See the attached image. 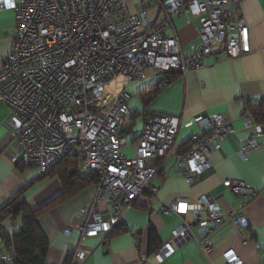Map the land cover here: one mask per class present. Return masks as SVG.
Wrapping results in <instances>:
<instances>
[{
    "label": "built area",
    "instance_id": "2783aa9c",
    "mask_svg": "<svg viewBox=\"0 0 264 264\" xmlns=\"http://www.w3.org/2000/svg\"><path fill=\"white\" fill-rule=\"evenodd\" d=\"M242 2L158 0L159 16L151 21L147 8L132 15L123 0H0V11L9 9L16 19L0 72V100L11 108L9 123L20 152L18 162L44 173L76 153L82 165L96 173V207L82 228L85 236L109 234L142 196L155 193L152 184L160 167L152 162L170 156L181 127L179 117L146 114L130 155L125 126L132 114L124 83L142 80L147 70L186 75L198 70L217 46H223L229 59L250 53L249 26L236 17ZM182 14H192L201 22V43L189 56L183 54L176 34L165 36ZM119 79L121 83L115 85ZM167 83L165 78L160 84ZM196 122L200 137L194 140L195 149L178 164L190 184L196 181L192 173L200 176L211 167L210 145L221 149L232 131L223 115L206 114ZM243 123L246 128L253 126L249 117ZM262 134L264 126H258L243 143L237 153L243 163L261 148ZM224 185L232 195L256 196L240 182L228 180ZM101 201L106 204L103 211L97 208ZM87 211L82 208L81 214ZM162 213L178 215L182 221L174 237L197 239L205 253L213 249L211 235L226 219L212 197L201 198L197 205L178 198L164 205ZM189 213L191 222L185 220ZM230 220L239 230L248 226L242 213H232ZM13 236L0 223V264L18 260ZM135 243L139 244L138 237ZM174 253L171 243H166L147 259L162 263ZM86 258L87 253L77 251L72 264H83ZM226 259V264H242L233 252Z\"/></svg>",
    "mask_w": 264,
    "mask_h": 264
},
{
    "label": "crops",
    "instance_id": "0c3cea01",
    "mask_svg": "<svg viewBox=\"0 0 264 264\" xmlns=\"http://www.w3.org/2000/svg\"><path fill=\"white\" fill-rule=\"evenodd\" d=\"M123 2L132 15L147 8L149 20L159 16L158 0ZM236 17L249 26L250 53L229 59L223 46H217L198 70L179 75L164 88L160 83L165 74L151 70H147L142 80L124 83L133 118L125 126L130 155L143 130L144 113L181 119L170 156L164 161L152 162L153 166L160 167L152 184L155 193L142 196L128 210L118 230L117 226L109 234L98 236L88 237L82 232L91 219V210L96 207L95 185L47 209L38 219L49 243L46 264H66L70 257L75 258L77 251L87 253L83 264H226L230 252L237 254L242 264H264V134L258 136L261 148L252 152L246 163L237 155L243 143L255 134L256 127L264 126V0H243ZM15 26V14L9 9L0 11V72L10 52L9 33ZM200 29L198 17L182 14L174 19L173 28L165 36L176 34L183 54L189 56L201 43ZM119 83L121 80L115 85ZM136 96L139 99H133ZM206 114L226 116L232 131L221 149L210 145L211 167L200 176L192 173L196 181L190 184L178 164L195 149L194 140L200 137L196 120ZM10 115L11 108L0 100V207L24 190L21 200L36 210L57 198L62 193V185L58 177L39 180L42 173L37 168L26 166L21 170L18 167L20 152L12 138ZM245 117L251 119V128L244 126ZM138 119L143 127L134 132ZM228 180L244 184L246 191L252 190L256 196L246 199L240 194L232 195L224 185ZM203 197L216 200L226 215L225 222L211 235L213 249L209 253L202 250L195 238L174 237L182 220L176 214L162 213V207L175 199L186 198L191 205H197ZM105 206L104 201L97 203L99 211ZM82 208L88 211L81 214ZM232 213L244 214L248 226L239 230L230 220ZM192 218L189 213L185 220L191 222ZM4 223L14 235L21 227L20 219ZM65 230L70 232L66 234ZM135 237L139 239L137 245ZM166 243H171L174 255L162 263L148 261V256Z\"/></svg>",
    "mask_w": 264,
    "mask_h": 264
},
{
    "label": "trees",
    "instance_id": "16d2710c",
    "mask_svg": "<svg viewBox=\"0 0 264 264\" xmlns=\"http://www.w3.org/2000/svg\"><path fill=\"white\" fill-rule=\"evenodd\" d=\"M179 75L181 74L166 73L165 78L168 79L167 85L177 79ZM143 116H145V113ZM80 165H82V160L78 154H68L53 168L42 173L39 180L48 178L49 176L58 177L62 185V193L46 205L36 210H31L26 203L21 200V196L24 193V190H22L0 207V223L7 220L14 221L20 219L21 221L19 231L13 236V246L18 257V260L15 261L14 264H46L49 243L38 224V219L41 214L47 209L70 200L78 193L98 183L97 175L93 171L82 176L79 172ZM18 167L24 170L26 165L19 162ZM31 185L32 184L28 185L26 188H29ZM120 227L121 226H118L116 230ZM73 260L74 257L72 256L66 264H72Z\"/></svg>",
    "mask_w": 264,
    "mask_h": 264
},
{
    "label": "rangeland",
    "instance_id": "374dc122",
    "mask_svg": "<svg viewBox=\"0 0 264 264\" xmlns=\"http://www.w3.org/2000/svg\"><path fill=\"white\" fill-rule=\"evenodd\" d=\"M136 98L139 99V97H137V96L135 98H133V99H136ZM127 125H130V123L127 124ZM142 127H143V123H142L141 120L138 119L137 122H136V125H134V128H133L134 132H137V131L141 130ZM79 172L82 175H87L90 171L88 169H86L83 165H80Z\"/></svg>",
    "mask_w": 264,
    "mask_h": 264
},
{
    "label": "bare ground",
    "instance_id": "6f19581e",
    "mask_svg": "<svg viewBox=\"0 0 264 264\" xmlns=\"http://www.w3.org/2000/svg\"><path fill=\"white\" fill-rule=\"evenodd\" d=\"M120 80H121V79L117 80L116 82H118V81H120ZM116 82H115V83H116Z\"/></svg>",
    "mask_w": 264,
    "mask_h": 264
}]
</instances>
